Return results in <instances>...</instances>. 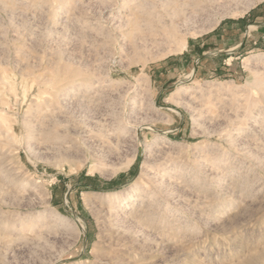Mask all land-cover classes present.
Returning <instances> with one entry per match:
<instances>
[{
  "label": "rangeland",
  "instance_id": "obj_1",
  "mask_svg": "<svg viewBox=\"0 0 264 264\" xmlns=\"http://www.w3.org/2000/svg\"><path fill=\"white\" fill-rule=\"evenodd\" d=\"M252 16L0 0V264H264V25L199 59Z\"/></svg>",
  "mask_w": 264,
  "mask_h": 264
},
{
  "label": "crops",
  "instance_id": "obj_2",
  "mask_svg": "<svg viewBox=\"0 0 264 264\" xmlns=\"http://www.w3.org/2000/svg\"><path fill=\"white\" fill-rule=\"evenodd\" d=\"M251 24V25H250ZM255 25V27L262 28L263 23L256 22L252 16L246 20L227 21L219 26V29L214 31L212 35L206 40L205 49L213 47L216 52L204 54L199 59H203L208 55L226 56L227 60L234 59V56L240 54L245 47V31L247 26ZM203 44V42H202ZM208 53V52H207Z\"/></svg>",
  "mask_w": 264,
  "mask_h": 264
},
{
  "label": "bare ground",
  "instance_id": "obj_3",
  "mask_svg": "<svg viewBox=\"0 0 264 264\" xmlns=\"http://www.w3.org/2000/svg\"><path fill=\"white\" fill-rule=\"evenodd\" d=\"M180 43H182V42H180ZM183 43H185V41H183ZM183 43L181 44L182 46H183ZM178 45H179V43H178ZM179 47V46H178ZM185 47V46H184ZM181 48H179V50H180ZM177 50V49H176ZM182 51V50H181ZM179 52V51H178Z\"/></svg>",
  "mask_w": 264,
  "mask_h": 264
}]
</instances>
